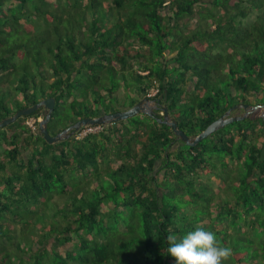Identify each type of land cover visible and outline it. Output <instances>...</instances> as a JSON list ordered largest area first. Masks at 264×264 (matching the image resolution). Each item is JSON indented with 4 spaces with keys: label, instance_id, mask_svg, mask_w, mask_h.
Instances as JSON below:
<instances>
[{
    "label": "trees",
    "instance_id": "obj_1",
    "mask_svg": "<svg viewBox=\"0 0 264 264\" xmlns=\"http://www.w3.org/2000/svg\"><path fill=\"white\" fill-rule=\"evenodd\" d=\"M15 74L0 122L54 98L53 136L157 109L55 144L44 107L1 128L0 264H175L166 237L198 227L232 249L224 264H264V118L194 147L159 122L167 108L195 139L264 106V0H0V85Z\"/></svg>",
    "mask_w": 264,
    "mask_h": 264
},
{
    "label": "water",
    "instance_id": "obj_2",
    "mask_svg": "<svg viewBox=\"0 0 264 264\" xmlns=\"http://www.w3.org/2000/svg\"><path fill=\"white\" fill-rule=\"evenodd\" d=\"M150 100L144 99L141 100L138 104L133 106L132 108L119 111L113 114H107L104 116H99L98 118H84L70 128H68L65 132L59 134L58 136H53L50 134L48 130V124L51 121L56 101L54 98L46 99L34 106L24 108L18 111L14 116L4 119L0 122V129L10 126L17 122L20 118L30 116L37 112L40 108H45L48 111L46 118L40 121V132L43 135L46 142L49 144H55L65 139V135L70 133L71 135L76 134L81 128L88 127V126H95V125H107V124H115L119 121H126L129 120L138 114L144 113L147 115H152V108L149 106ZM156 108V107H155ZM244 109L246 113L243 116H232V113L236 110ZM253 108L250 109L247 105H239L235 108H231L223 117L216 120L213 124H211L202 134H200L197 138L192 139L188 137L183 131L178 128V122L175 120H171L169 111L165 108V118L159 119V122L162 124H166L170 126L175 134L182 140L183 142L187 143L189 146H196L201 143L203 140L210 137L212 134L218 132L219 130L225 128L236 122H242L250 117L252 114Z\"/></svg>",
    "mask_w": 264,
    "mask_h": 264
},
{
    "label": "clouds",
    "instance_id": "obj_3",
    "mask_svg": "<svg viewBox=\"0 0 264 264\" xmlns=\"http://www.w3.org/2000/svg\"><path fill=\"white\" fill-rule=\"evenodd\" d=\"M154 95L155 94H152V96ZM155 107L152 108V113L157 109V106ZM258 107L259 106L250 107V109L253 108V111H255ZM162 114L166 115V113ZM232 116L235 115L232 113ZM262 118H264V116H262ZM39 121H42V118ZM166 240L168 255L175 259V264H224L232 255L231 248L222 246L216 239L215 234L205 230L203 227H198L182 236H178L174 233L169 234Z\"/></svg>",
    "mask_w": 264,
    "mask_h": 264
},
{
    "label": "rangeland",
    "instance_id": "obj_4",
    "mask_svg": "<svg viewBox=\"0 0 264 264\" xmlns=\"http://www.w3.org/2000/svg\"><path fill=\"white\" fill-rule=\"evenodd\" d=\"M6 80H9L8 84H7L6 86H5V85H0V86H1L0 90H1L2 92L5 93V97L8 96L6 99H8L10 105L13 106V105H14V104H13V98H14V97H18V96H17L16 92H12V95H10L9 93L11 92V90L14 89V87H15V85H16V82L18 81V76L15 74V75H13V76L8 77ZM121 94H123V92H120L119 96H120ZM149 106H150V108H154V107L157 106V105H156L155 102H150V103H149ZM237 106H239V105L237 104V105H235L233 108H235V107H237ZM45 110H46V109H45ZM125 110H128V109H125ZM125 110H122V111H125ZM152 110H153V109H152ZM47 113H48V111L46 110V113H45V114H47ZM244 114H245V111H244L243 109H239V110L233 112V115H235V116H236V115H238V116H242V115H244ZM146 115H147V114L141 113V114H138L137 116H138V117H141L142 119H146V118H147ZM263 115H264V109H257V110H255V111L252 112V115H251L250 118H251V119H258V118L262 117ZM42 120H44V118H42ZM34 122H35V119H29L28 121H26V123H27L30 127H31V125H35V126L37 127L36 123H34ZM39 122H40V121H39ZM231 125H232V124H231ZM109 126L111 127L112 124L104 125V127H106V128H108ZM238 126H239L238 124L235 125V126L233 127L234 130L238 129ZM90 127H91V128H90ZM90 127H87L85 131L89 132V130L92 129V131L89 132V133H92V134H100V132L103 131V129H102L101 126H90ZM34 131L37 132V130H34ZM38 132H39V131H38ZM82 133H85V132L83 131ZM261 142H263V139L261 140ZM5 148H6V147L2 148V149H1V152H3V151L5 150ZM117 164H119V163H115L116 166H117ZM229 166H230L231 169H234L235 172H236V169H238V165H237L236 162H230V165H229ZM218 183H220V182H218ZM69 196H70V194H68V196H66V197L68 198ZM63 201H65V199H63ZM104 209H105V211H107V210H108V207H104ZM52 243H53V241H52ZM67 247L69 248V247H70V244H68ZM59 250H60L63 254L65 253L64 247L59 246Z\"/></svg>",
    "mask_w": 264,
    "mask_h": 264
},
{
    "label": "built area",
    "instance_id": "obj_5",
    "mask_svg": "<svg viewBox=\"0 0 264 264\" xmlns=\"http://www.w3.org/2000/svg\"><path fill=\"white\" fill-rule=\"evenodd\" d=\"M257 109H264V107L263 106H259ZM264 116V115H263ZM34 123H36V121L34 122ZM31 128L33 129V130H36L37 128H36V126L35 125H31ZM91 128V127H90ZM86 130V128L83 130L85 133H80L79 134V139H81V138H84L85 136H87L88 134H90L89 132H91L92 131V129H90L89 130V132H87V131H85Z\"/></svg>",
    "mask_w": 264,
    "mask_h": 264
},
{
    "label": "crops",
    "instance_id": "obj_6",
    "mask_svg": "<svg viewBox=\"0 0 264 264\" xmlns=\"http://www.w3.org/2000/svg\"><path fill=\"white\" fill-rule=\"evenodd\" d=\"M236 116H238V115H236Z\"/></svg>",
    "mask_w": 264,
    "mask_h": 264
}]
</instances>
